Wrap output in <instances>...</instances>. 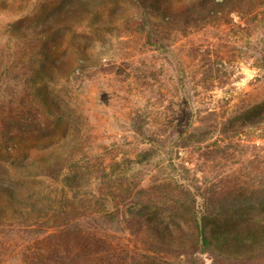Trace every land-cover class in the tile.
<instances>
[{"label": "rangeland", "instance_id": "obj_1", "mask_svg": "<svg viewBox=\"0 0 264 264\" xmlns=\"http://www.w3.org/2000/svg\"><path fill=\"white\" fill-rule=\"evenodd\" d=\"M212 1L92 4L89 0L84 8L71 13L57 9L51 30H61L45 40L49 50L60 55L63 70H53L46 82L34 80L36 67L32 71L30 62L33 52L42 47V34L32 35L11 23L42 9L51 11L57 0H0V105L16 108L35 103L32 92L44 84L50 100L65 106L63 110L75 109L78 117L77 123H63L43 142L17 135L0 150V180L9 179L18 187L21 184L19 193L40 199L43 192L58 191L62 185L41 176L38 167L68 158L77 160L86 153L89 158L97 154L93 159L107 164L105 172L113 177L142 176V184L151 183V179L176 178L203 191L205 182L213 181L219 162L202 160L193 147L180 148L179 133L208 111L227 116L240 103L264 101V0H227L224 5L215 3L220 0ZM178 11L185 15L164 21L163 16ZM94 16L101 21V28L91 24ZM210 66L217 79L202 75ZM259 128L246 129L240 140L257 142L264 148ZM148 147L153 149L149 163L138 164L136 153ZM251 155L252 149L247 151V156ZM223 161L220 163L225 164ZM20 163L24 166L15 168ZM232 166L242 163L236 161ZM84 172L80 169L75 175L72 182L77 186L69 194L95 191L101 173ZM69 174L71 169L66 166L62 176ZM163 219L166 221L167 215ZM225 220L213 218L209 226H223ZM106 233L108 239H115L107 241L111 244L107 250L96 248L92 255L97 259H75L82 243L75 240L70 245L64 242L72 250L63 260L68 264L148 262L143 257L132 260L143 248L127 229ZM11 234L13 237L0 232V264H40L23 253L26 246L35 243H23L17 233ZM167 256L170 264H196L187 257H177L174 251H168ZM203 264L211 261L206 259Z\"/></svg>", "mask_w": 264, "mask_h": 264}, {"label": "trees", "instance_id": "obj_2", "mask_svg": "<svg viewBox=\"0 0 264 264\" xmlns=\"http://www.w3.org/2000/svg\"><path fill=\"white\" fill-rule=\"evenodd\" d=\"M87 1L57 0L53 10L42 9L29 18L11 23L12 27H24L32 35L42 34V47L39 46L30 58L32 71L36 67L34 80L48 82L53 70H63L60 55L51 52L45 40L61 30H51L57 9L71 13L84 8ZM92 1V4L99 1L119 3V0ZM226 1L215 3L224 5ZM212 10L210 8L208 13L211 14ZM179 15L183 16L185 12L165 15L164 21L170 22ZM100 22L94 16L91 24L101 28ZM217 71L215 68V73ZM213 73L210 66L202 75L217 79L219 76ZM45 87L43 84L34 88L35 103L31 101L32 104L16 108L0 105V150L17 135L43 142L63 123H77L75 109L63 110L65 106L50 100ZM252 127H260L263 131L260 136H264V101L240 103L231 108L227 116L218 115L215 110L208 111L206 116L198 118L179 133L180 148L193 147L202 160L219 162L216 173L212 175L213 181L209 184L204 181L203 191L176 178L151 179V183L142 184V176L128 178L126 174L113 177L105 172L107 164L103 166L100 160L93 159L97 154L89 158L86 153L77 160H57L38 167V170L36 168L41 176L54 179L57 186L59 183L62 185L58 191L43 192L40 199L19 193L21 184L18 187L9 179L1 178L0 227L5 226L6 230L3 228L0 232L11 237V233H17L23 243L31 240L33 244L45 242L43 246L34 244L23 250L26 258L31 262L36 258L40 264H68L63 257L72 248L65 246L64 242L70 245L75 240L82 242L78 252L74 253L75 259H97L92 255L98 251L96 248L107 250L111 245L107 241L115 239H108L106 232L125 229L140 241L143 248L132 256V260L143 257L148 261L146 264H170L168 251H174L177 257H187L196 264L199 261L203 264L206 259L211 264H264V148L257 142L240 140V134ZM250 149L251 157L247 156ZM152 150L151 147L140 149L136 153L140 158L135 161L138 164L149 163ZM221 159L225 164L220 163ZM236 161H241L242 166L233 167ZM19 166L24 164H15V168ZM66 166L70 167L72 174L63 177L62 171ZM80 169L85 170V174L100 172L101 179L95 191L69 194L77 186L72 181ZM238 210L241 213L238 214ZM164 215H167L166 221ZM222 217L226 219L223 226H209L211 219L221 220ZM187 224L189 227L186 228ZM27 237L33 238L28 240Z\"/></svg>", "mask_w": 264, "mask_h": 264}]
</instances>
